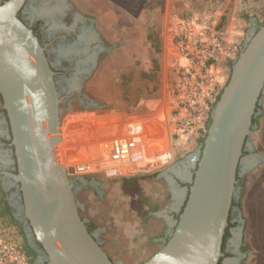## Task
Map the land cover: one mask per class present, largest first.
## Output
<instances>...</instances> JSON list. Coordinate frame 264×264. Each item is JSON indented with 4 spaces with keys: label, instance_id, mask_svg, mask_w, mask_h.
<instances>
[{
    "label": "rangeland",
    "instance_id": "obj_1",
    "mask_svg": "<svg viewBox=\"0 0 264 264\" xmlns=\"http://www.w3.org/2000/svg\"><path fill=\"white\" fill-rule=\"evenodd\" d=\"M67 1L82 11L80 16L93 20L98 40L113 49L99 53L92 69L79 79L77 97L67 105L60 103L59 136L71 117L90 123L88 128L81 126V136L77 135L90 141L95 133L117 130L112 118L162 111V119L150 121L141 141L165 137L171 152L168 162L118 178L65 167L73 169L69 175L73 184L81 180L75 190L79 215L85 223L95 224L93 233L108 257L119 264H139L161 248L164 221L158 214L175 201L168 185L171 172L179 171L178 165L200 147L199 140L207 132L206 127L205 132L195 130L181 138L173 131L171 117L179 92L197 88L201 80L211 83L212 111L229 79L230 63L243 49L253 24L258 27L264 22V0ZM82 98L88 107L81 105ZM260 106L263 116L264 99ZM124 129L121 126L120 131L125 134ZM100 135L99 144L116 138ZM255 135L253 130L249 143ZM256 144L251 151L254 158L243 155L248 169L236 185L241 210H234L239 212L237 219L234 213L229 216L233 233L242 227L241 239L234 237L236 244L229 248L236 264H264V163L261 156L255 157L264 153V147L260 141ZM2 221L0 240L22 246L20 227Z\"/></svg>",
    "mask_w": 264,
    "mask_h": 264
},
{
    "label": "water",
    "instance_id": "obj_2",
    "mask_svg": "<svg viewBox=\"0 0 264 264\" xmlns=\"http://www.w3.org/2000/svg\"><path fill=\"white\" fill-rule=\"evenodd\" d=\"M26 1L0 2V98L16 161L15 173L2 175L21 193L28 234L41 246L47 264H119L88 232L69 179L73 169L56 160L61 98L43 47L18 17ZM263 93L264 24H253L212 108L203 144L187 158L195 168L174 229L139 264H219L238 193L237 170L239 165L243 173L248 169L243 151L246 145L252 151L248 138L257 128L252 119L261 113L256 107ZM241 232L242 227L233 233L236 240Z\"/></svg>",
    "mask_w": 264,
    "mask_h": 264
},
{
    "label": "flooded vegetation",
    "instance_id": "obj_3",
    "mask_svg": "<svg viewBox=\"0 0 264 264\" xmlns=\"http://www.w3.org/2000/svg\"><path fill=\"white\" fill-rule=\"evenodd\" d=\"M81 13V10L76 9L67 0H27L18 13L19 19L32 30L44 49L48 62L55 73L56 87L63 105H67L71 98L77 97L79 79L87 75L88 71L92 69L99 53H109L111 48L113 49V47L106 48L102 45L103 43L96 36L93 20L80 16ZM81 101V105L88 107L87 101L83 98ZM10 143V126L0 98V180H2L0 183L6 193V199L12 208L14 218L21 223L27 244L36 253L34 264H47L41 246L28 234V225L22 215L21 193L17 187L11 184L9 178L2 175L3 172L15 173L16 171L15 156ZM243 154L246 157H251V151L247 145L244 147ZM192 163L193 160H185L184 164L178 165L179 171L171 172L172 175L168 179L169 189L175 195V201L170 206L161 209L159 211L161 213L158 214L164 221L161 229V246L170 237L175 226L174 223L183 208L190 186L189 179L192 178L195 168ZM194 164L196 165V162ZM242 170V165H239L237 183L242 181ZM79 185H81V180L76 179L74 190ZM237 200V197L233 199L234 202H238ZM235 209L237 208L231 206L229 216L231 217L234 213V217L237 219L239 212L234 211ZM229 233L230 236L226 238L222 248L223 257L219 264H229L227 260L231 259L229 248L235 246L232 227H229ZM93 234L97 240L96 232Z\"/></svg>",
    "mask_w": 264,
    "mask_h": 264
},
{
    "label": "built area",
    "instance_id": "obj_4",
    "mask_svg": "<svg viewBox=\"0 0 264 264\" xmlns=\"http://www.w3.org/2000/svg\"><path fill=\"white\" fill-rule=\"evenodd\" d=\"M213 90L212 84L203 80L197 88L194 87L188 91L181 89L174 116L171 117L173 131L179 137L182 138L183 135L195 130L206 131L213 102L211 97ZM134 127L138 132L139 126ZM130 129L131 126L126 127L127 134L130 133ZM130 134L131 137H116L98 145L101 153L106 150L109 152L105 158L110 165L93 168L90 163H84L73 166V169L83 173L100 171L108 177L115 178L125 177L142 170L145 168L139 165L145 158L142 138L134 139L132 137L138 134ZM0 264H29V261L19 245L0 240Z\"/></svg>",
    "mask_w": 264,
    "mask_h": 264
},
{
    "label": "bare ground",
    "instance_id": "obj_5",
    "mask_svg": "<svg viewBox=\"0 0 264 264\" xmlns=\"http://www.w3.org/2000/svg\"><path fill=\"white\" fill-rule=\"evenodd\" d=\"M90 119H92V117L91 118L89 117V120ZM112 119L114 120V122L118 124L117 130L111 129L110 131L106 133L104 132L105 130L103 131L104 133H101V132H98V134L95 133L96 137L94 138L93 136V140H90V141L88 137L86 141H84L83 139L82 141L80 139L81 137L80 138L78 137V136H81L79 135L81 133L78 134L79 129H81L80 127L82 126L83 128L87 126L88 128L89 127L88 125H90L89 122H88L89 124L87 123V125H86V122H83L85 118L83 120L82 117L81 118L71 117L68 121H66L65 125L62 127L63 129H61L62 137H60V141L57 143V145L54 148L55 154L57 153L56 157L58 158L56 160L58 164H60L64 168L70 165L75 166V165L84 164V163H90L93 168L106 167L110 165L109 162H107L105 158L106 154H109V152L106 150L105 152L101 153L99 150V147H97L99 144L98 136L100 135V133H101L100 137H111V136L131 137L130 133L132 134L137 133L138 135H134V137L132 138L134 139L135 138L139 139L140 137L142 138L143 135H145L144 133V131H146L145 128L150 127L149 124H151L153 120L162 119V111L161 109L160 110L158 109L157 112L153 113V115H151L150 113L147 115L145 114V115H141L138 117H130V118L117 116L116 118H112ZM112 119L107 117V121L109 122H112L113 121ZM150 121L152 122L150 123ZM137 125L139 126L138 132L136 131V128L134 127ZM121 126L125 127L124 129L125 134L120 131ZM129 126H131V129H130V133L128 132L127 134L126 127H129ZM49 136L47 135V138H49ZM164 138L165 137H163L161 140L159 139L153 140V142H148V141L144 142L143 140L142 145L145 150V158L139 164L140 167L158 166L160 164L168 162V160L171 159V152H170L169 147L167 146L166 141H164Z\"/></svg>",
    "mask_w": 264,
    "mask_h": 264
},
{
    "label": "trees",
    "instance_id": "obj_6",
    "mask_svg": "<svg viewBox=\"0 0 264 264\" xmlns=\"http://www.w3.org/2000/svg\"><path fill=\"white\" fill-rule=\"evenodd\" d=\"M3 1H5V0H2V2ZM263 24H264V22L261 25H263ZM155 49H156V47H155ZM232 64H233V62L230 63L231 66H232ZM144 76L149 77L150 74H146L145 73ZM261 110H262V107L260 105H257L256 111L257 112H261ZM261 117H262V115H261V113H259L257 115V117L252 119V123L254 125L258 126V122H259V119H261ZM209 124H210V118H209L208 123H207V129L209 127ZM205 136H206V134L204 135L203 138H201L199 140L200 145L203 144V140H204ZM231 206L236 207L239 211L241 210L239 202L232 201V205ZM152 210H155V209H152ZM0 218H2L3 221H8L9 224H13V225H16V226L20 227V232H21L20 235L22 236V240H23V245L20 246V248L27 255L29 264H34L36 253L27 244V240H26L24 231L22 229L21 223L17 219L14 218L13 212H12V208H11L10 204L8 203V200L6 199V193L2 189L1 183H0ZM85 226H86V228H87L89 233H93L94 230L96 229V226H95V224L92 221H88L87 223H85ZM229 227H230V225L228 224V227H227V229L225 231V234H224V237H223L222 248H223V246L225 244L226 238H228L230 236Z\"/></svg>",
    "mask_w": 264,
    "mask_h": 264
},
{
    "label": "crops",
    "instance_id": "obj_7",
    "mask_svg": "<svg viewBox=\"0 0 264 264\" xmlns=\"http://www.w3.org/2000/svg\"><path fill=\"white\" fill-rule=\"evenodd\" d=\"M264 99V93H263V98H261V102H262V100ZM263 122H264V114H263V116L261 117V119L259 120V125H258V127L259 128H256L255 130H256V134L257 135H255V137L253 136V138H252V140H251V146H253L254 148H256L257 147V144H256V142L257 141H260L261 143H262V145H263V147H264V141H263V139H262V137L264 136V124H263ZM260 131V135L258 134V132ZM259 135V136H258ZM257 140V141H256ZM257 150V149H256ZM259 156H261L262 157V161H261V163H264V153L263 152H260V153H257V157H259Z\"/></svg>",
    "mask_w": 264,
    "mask_h": 264
}]
</instances>
